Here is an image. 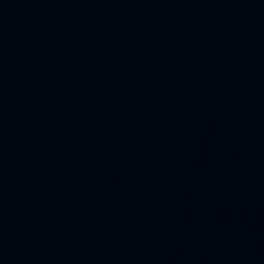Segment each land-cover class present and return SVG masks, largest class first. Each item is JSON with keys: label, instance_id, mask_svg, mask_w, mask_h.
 Listing matches in <instances>:
<instances>
[{"label": "water", "instance_id": "95a60500", "mask_svg": "<svg viewBox=\"0 0 264 264\" xmlns=\"http://www.w3.org/2000/svg\"><path fill=\"white\" fill-rule=\"evenodd\" d=\"M0 264H264V0H0Z\"/></svg>", "mask_w": 264, "mask_h": 264}]
</instances>
